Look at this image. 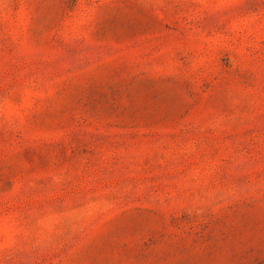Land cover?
<instances>
[{"label": "rangeland", "instance_id": "obj_1", "mask_svg": "<svg viewBox=\"0 0 264 264\" xmlns=\"http://www.w3.org/2000/svg\"><path fill=\"white\" fill-rule=\"evenodd\" d=\"M0 264H264V0H0Z\"/></svg>", "mask_w": 264, "mask_h": 264}]
</instances>
